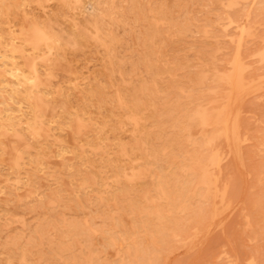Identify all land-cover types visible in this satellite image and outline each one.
<instances>
[{"label": "rangeland", "instance_id": "rangeland-1", "mask_svg": "<svg viewBox=\"0 0 264 264\" xmlns=\"http://www.w3.org/2000/svg\"><path fill=\"white\" fill-rule=\"evenodd\" d=\"M183 1V5L186 3L184 5L186 6L185 11H182L184 6L180 7L179 10L178 4L181 6L182 3L177 0H0V43L2 44V47L0 44V57L2 56L0 64H15L28 72V78H32L23 84H17L20 87V89L16 88L18 91L24 88V93L22 92L23 94L20 95L13 88L15 85L4 82L6 77L16 82L10 72L5 74V78L0 76V112H2L0 120L6 119L7 116L23 119L16 127L20 130L19 137L6 138L0 134V264H137L138 261L146 259L145 257L152 258V264H224V262L225 264H264V230H262L264 229V216H262L264 213V200L262 198L264 197H261V193L264 196V179H262L264 178V160H261L264 159V150L260 148H264V76L262 77L264 71L260 74L262 78L258 79L259 74H256L255 69L260 68L257 70L260 73L262 67L264 70V66H262L264 65V45L259 42V40H264V36H261L264 35L262 34V31L264 33V19H262L264 9L260 7L264 6V0H254V2L258 1V3L256 2L257 5L252 4L253 0H211L212 2L207 0L210 1V5L204 0L197 1L200 5L194 3L193 0ZM160 2L163 5L162 9L164 8L163 12ZM187 2H190V5ZM205 3L209 5L207 6L208 11H206ZM5 4L8 6L5 7ZM172 4L173 7L174 4L176 8L178 6V11L172 7ZM245 5H247L246 10L244 9ZM166 7L170 9L166 11ZM199 7L203 11L205 9L207 13L204 11L203 14ZM250 7L255 12H250L252 11ZM195 8L197 10L199 8L200 11H195ZM235 8L238 10H234ZM174 10L177 13H173L176 15L173 18V14L170 12ZM211 10L213 15L209 13ZM226 10L228 12L233 10L231 13L233 16L228 14ZM179 11L180 14L187 11V14L180 16ZM219 11L223 13L221 18ZM165 12L166 15L169 12V16L167 15L170 18L167 20L168 23ZM235 12L243 15L239 14L236 19L237 14L235 15ZM249 12L250 15H255V18L249 17ZM257 12L258 17H256ZM156 13H164V15L160 14L159 17L163 16L165 21L163 18L162 20L157 19ZM189 14H191L190 17ZM177 16H179V20L185 16V19H191L190 21L180 20L184 24L180 27L181 22L179 21L178 26H176L178 23L176 21ZM152 17H156L154 20H159L162 26L164 23L167 28H161L160 25L154 24ZM231 17L236 20L234 21ZM192 19L193 21H191ZM203 19L213 23L209 25ZM194 20L197 22L194 23ZM248 20L249 22L253 20L255 26ZM150 21L154 23H149ZM157 21L156 23L159 24ZM192 23L197 26L193 27ZM201 23L203 25L206 23L207 26L204 25L203 27ZM25 24L31 25L29 28L31 33ZM169 24L170 27L174 25L173 29H169ZM189 24H191L190 27H188ZM201 25L203 29L208 27L209 31L202 30ZM43 26H45V30H43ZM175 26L178 27L179 34L174 28ZM185 26L188 29L192 27V30L186 29ZM210 26L214 28L211 30ZM255 27L261 28L255 30ZM38 28H41V32L46 33L45 35L48 33V36L34 40L36 37L34 35L32 37L31 34L33 30ZM163 28L165 31H160ZM184 28L186 31L181 33L180 30ZM226 28L231 32L233 31L232 34H227L230 31H227ZM168 29L175 31H172L173 34H171ZM215 29L217 32L221 30L223 33L221 31V34L215 33ZM23 31L29 34L22 35L21 32ZM200 31L205 33H203L204 37L206 35L207 37L204 38ZM249 31L253 33L250 34L252 37H248ZM212 33L214 34L213 37L216 36L217 39L214 38L215 40H213ZM235 33H237V37H235ZM239 34L242 37L243 35L246 36L248 42L252 41L250 38L254 39L257 34L261 37L257 36L255 41L258 42L254 44L252 41L253 43L250 42V44ZM164 35L169 38L164 39ZM170 36L173 38L170 39ZM21 37L23 40L29 38L26 40L31 43V45L27 43L29 50H32L31 52L27 49V41H22ZM49 38L52 39V42L50 39L47 44ZM234 38H236L235 44ZM16 39L18 40L16 41ZM204 39L211 43L209 44L207 41L209 45L205 44ZM222 40L226 45L229 44L231 49L228 48V45L225 46ZM231 40L236 45V49L231 46ZM243 40L245 44H242ZM11 41L17 43H11ZM31 41H36V44L33 43L32 45ZM18 42L20 43L18 44ZM39 42L41 44H38ZM218 43L221 44V48H218L220 47L217 46ZM12 44L15 45V48ZM37 44L38 46H35ZM46 44L49 47H46ZM252 44L253 46H251ZM241 45L246 47L248 53L251 50V53L248 54ZM240 46L245 51H242L244 56L241 55V52H237ZM256 46V49L261 46L262 49L256 50ZM32 47H35L36 51L34 48L31 49ZM46 49H48V53H46ZM228 49L230 51L235 49L237 53L235 50L229 52ZM25 51L28 52V55ZM239 51L241 50L239 49ZM14 52L15 54H13ZM37 52L42 53V55ZM52 53L55 57L52 56ZM56 56L58 61L55 59ZM227 56H230L229 59ZM251 56L253 58L250 59ZM8 57L9 59H7ZM39 57L42 61L38 60ZM224 57H227L228 61H224L227 60ZM240 57L245 59L242 60ZM246 57H249L255 64L250 63ZM219 58L224 59H221L222 67L226 63L228 66H232H227L230 70L226 67L222 68L224 71L230 72L232 70L230 72L232 78H230L231 74L228 71L221 70V62L218 63L221 61ZM24 59H26L25 63ZM27 59L30 62H26ZM234 59L239 61L236 62ZM257 59L258 61H256ZM36 60L41 61V63L36 62ZM46 61H48V65ZM29 65L36 66L37 77L28 71ZM252 65H261L262 67H253ZM252 67L254 70H251ZM7 69H10V66ZM249 69L252 72L247 71ZM205 72L207 73L206 76ZM248 72L251 75L248 74V76L246 74ZM45 76L46 80H44ZM247 76L250 79H246ZM252 76L255 78H251ZM235 77L240 80L235 79ZM244 79H246V84L242 82ZM236 80L240 82L235 83ZM248 80H251V84H248L250 83ZM252 80L254 81L252 82ZM51 81L52 83H50ZM152 82L154 83L152 84ZM225 82H228L229 87ZM41 83L46 84V86L43 87ZM220 83L221 86L226 84L229 90H227L226 85H224V90L223 86L215 87ZM236 85L239 86L237 91ZM58 89L61 92H58ZM216 91L220 92L216 93ZM221 92L224 94L221 95ZM202 93L208 96H204ZM235 93H240V97L237 94L236 99ZM219 96L224 97L223 99L228 98V96L230 98L228 101H222ZM29 97L32 100L36 99L41 107H34V102ZM171 98L172 101H170ZM215 98L217 101H226L229 105L227 106L228 111L230 110L227 113L229 119L225 117L224 120L226 124L223 123L224 121L218 123L217 126L216 123L213 124L215 122L214 111L211 108L217 104V101L213 100ZM243 98L246 100L243 101ZM61 107L66 108V111ZM58 109L61 111L59 112ZM208 110L210 111L207 112ZM235 113L237 114L236 120L234 119ZM87 120L88 123H86ZM219 124L220 126H218ZM223 124H225V128H222ZM33 128L38 130L37 134ZM242 137L243 141H240ZM205 139H207L208 144L204 142ZM47 140L50 141L47 142ZM55 140L58 142L57 144H54L56 143ZM40 142L47 145H38ZM51 142L57 145V150L53 144L51 146ZM42 146L46 148L44 149L47 152L42 149ZM242 147L244 150L241 149ZM81 148L83 152L80 151ZM224 150L226 151L225 154L223 153ZM118 151H122V153ZM214 151L217 153L215 154ZM218 153L220 154L218 155ZM243 158L245 159L242 162L245 164L240 160ZM248 158L249 162L246 160ZM216 159H219L218 163ZM211 160L212 162L214 160L215 163H212ZM223 161L224 163H221ZM231 161L234 165L231 164ZM247 162L248 165H246ZM250 164L253 168L255 167V170L252 167L253 170L249 168ZM229 165H233V168ZM231 171L239 174V178L237 174H233L234 178ZM219 172L220 176H218ZM128 177H131L130 180ZM237 179L240 182H235ZM207 183L212 185L209 186ZM261 184H263V188H261ZM258 187L260 188L258 189ZM216 191L220 196L217 195ZM121 195L123 197H120ZM212 195L217 198L212 197ZM251 195H254V198ZM102 199L104 200L102 201ZM252 200L254 201L252 202ZM262 200L263 204L261 203ZM218 203L219 205H217ZM249 203L252 206L251 210L248 209ZM221 204L222 208L227 209L223 210L224 212L220 215ZM43 207L47 210H44ZM78 207L80 208L78 209ZM261 208L263 209L261 210ZM218 209L219 214L215 215L216 212L214 211ZM248 210L250 213L247 212ZM63 211L65 212L63 213ZM88 211L93 215L90 216ZM210 211L212 212L211 215ZM261 211L262 214H260ZM44 213L45 216L47 215L46 217ZM78 213L79 215H77ZM248 213L249 215H247ZM253 213L257 216L260 214L259 216L262 218L256 217ZM249 216H252L250 220ZM253 218L255 221L251 220ZM255 218H258V221ZM259 219H263L262 223ZM256 221L257 223H255ZM254 226H258V231ZM195 227L200 230L197 232ZM242 231L243 233H241ZM171 232L173 233L171 234ZM193 233H197L196 237ZM192 234L193 236H191ZM154 238L155 241L152 240ZM247 238L250 239V242ZM184 240L186 241L184 242ZM246 260L250 263L245 262Z\"/></svg>", "mask_w": 264, "mask_h": 264}, {"label": "bare ground", "instance_id": "bare-ground-1", "mask_svg": "<svg viewBox=\"0 0 264 264\" xmlns=\"http://www.w3.org/2000/svg\"><path fill=\"white\" fill-rule=\"evenodd\" d=\"M62 1H63V0H62ZM174 1H176V0H174ZM177 1H180V2L182 3L181 6L178 4V6H179V10H180V7L182 8V6L186 5V3L183 5V2H184L183 0H182V1H181V0H177ZM186 1H188V0H186ZM190 1H191V0H190ZM193 1H194V3H197L198 0H196V2H195V0H193ZM193 1L191 2L192 4H193ZM201 1H202V0H201ZM201 1H200V2H201ZM204 1H207V0H204ZM210 1H211V0H210ZM210 1H207V2H208L207 4H209ZM212 1H213V0H212ZM212 1H211V2H212ZM258 1H259V0H258ZM258 1H256V2L258 3ZM260 1H261V0H260ZM161 2H162V1H161ZM161 2H160V5H161V9H162L163 5H162ZM232 2H233V1H232ZM251 2H252V1H251ZM256 2H254V0H253V3H252V4L255 3V5H257ZM263 2H264V1H263ZM263 2H262V3H263ZM173 3H174V2H173ZM175 3H176V2H175ZM177 3H178V2H177ZM187 3H189V5H190V2H187ZM198 3H199V2H198ZM198 3H197V4H198ZM201 3H202V2H201ZM222 3H223V2H222ZM249 3H250V1H249ZM7 4H8V3H7ZM16 4H17V2H16ZM197 4H195V5H197ZM205 4H206V3H205ZM207 4H206V7L204 6L206 9H207V6L210 5V4H209V5H207ZM245 4H246V3H245ZM252 4H251V5H252ZM263 4H264V3H263ZM189 5H187V6H189ZM199 5H200V3H199ZM203 5H204V4H203ZM243 5H244V4H243ZM247 5H248V4H247ZM247 5H245L244 9L246 8ZM258 5H260V4H258ZM7 6H8V5H7ZM7 6H6V4H5V7H7ZM176 6H177V4H176ZM178 6H177V8H178ZM192 6H193V5H192ZM253 6H254V5H253ZM253 6H252V8H253ZM5 7H4V8H5ZM158 7H159V6H158ZM164 7H165V6H164ZM172 7H173V4H172ZM174 7H175V4H174ZM174 7H173V8H174ZM185 7H186V6H184V8H182V11H185V10H184ZM194 7H195V6H194ZM201 7H203V6H201ZM201 7H199V8H201ZM204 7H203V8H204ZM238 7H239V6H238ZM238 7H237V8H238ZM241 7H242V6H241ZM254 7H255V6H254ZM260 7H261V9H262V7H263V9H264V6H263V5L260 6ZM173 8H171V9H173ZM177 8L175 7V10H177ZM190 8H191V7H190ZM199 8H198V10L195 8L196 10H195V9H194V10H195V11H200ZM237 8H235L234 10H238ZM250 8H251V7H250ZM252 8H251V9H252ZM255 8H256V7H255ZM255 8H253V9H255ZM5 9H6V8H5ZM159 9H160V7L158 8V10H159ZM169 9H170V8H167V7H166L165 10L168 11ZM187 9H189V7H187ZM187 9H186V10H187ZM201 9H202V8H201ZM220 9H221V8H220ZM247 9H248V7H247ZM253 9H252V11H250V12L253 13V11H254ZM7 10H8V9H7ZM158 10H157V12H158ZM163 10H164V8L162 9V12H163ZM175 10H174L173 12L171 11L172 13L170 12V14H173V13L175 14V13H177L178 10H177L176 12H175ZM189 10H190V9H189ZM209 10H210V8H209ZM221 10H222V9H221ZM239 10H241V9L239 8ZM242 10H243V9H242ZM245 10H246V9H245ZM245 10H243V11H245ZM257 10H259V9H257ZM202 11H203V9H202ZM204 11H205V9H204ZM204 11H203V14H204ZM206 11H208V9H207ZM206 11H205V12H206ZM226 11H227V10H226ZM226 11H225V12H226ZM243 11H242V13H243ZM260 11H261V10H260ZM260 11H259V12H260ZM159 12H160V10H159ZM189 12H190V11H189ZM212 12H213V11L211 10V12H209V13L212 14ZM222 12H223V11H222ZM227 12H228V11H227ZM237 12H238V11H237ZM237 12H235L234 14L236 15ZM250 12H249V17H253V18H255V15H254V16L250 15ZM254 12H255V11H254ZM168 13H169V12H168ZM168 13H167V15L169 16ZM181 13H182V12H181ZM193 13H195V12H193ZM206 13H207V12H206ZM209 13H208V14H209ZM219 13H221V12L219 11ZM219 13H217V14H219ZM229 13H230V14L233 13V10H232L231 12H228V14H229ZM252 13H251V14H252ZM156 14H157V13H156ZM160 14H161V13L157 14V15H158V16H157V19L162 20L163 16H162V17L160 16V17H161V19H160V17H159ZM174 14H173V18H174V16H176V15H174ZM179 14H180V11H179ZM182 14H183V15H184V14H187V11H186L185 13H182ZM182 14H180V16H181ZM195 14H196V13H195ZM197 14H198V12H197ZM199 14H200V13H199ZM214 14H215V13H214ZM222 14H223V13L220 14V15H221L220 18L223 17ZM239 14H240V15H243V14H241V13H239ZM239 14L236 15V17H235L236 19H237V17H238ZM257 14H258V12L256 13V15H257ZM161 15H164V13L161 14ZM165 15H166V12H165ZM167 15H166V17H165V18H166V21H167L168 18H169ZM190 15H191V14H189V17H190ZM192 15H193V14H192ZM206 15H207V14H206ZM212 15H213V14H212ZM212 15H208V16L211 17ZM231 15H232V14H231ZM231 15H230V16H231ZM235 15H234V16H235ZM259 15H260V13H259ZM186 16H187V15H186ZM186 16H185V17H186ZM204 16H205V15H204ZM218 16H219V15H218ZM218 16H217V17H218ZM232 16H233V15H232ZM158 17H159V18H158ZM171 17H172V16H171ZM177 17H178V19H176V21H177V22H178V21L181 22V24H180L181 26H180V27H182V24H183L182 21H183V20H189V21H190V19H191V18H190V19H189V18L185 19V17H184L183 19H180V20H182V21H180V20H179V16H177ZM195 17H196V16H195ZM213 17H214V16H213ZM215 17H216V16H215ZM217 17H216V18H217ZM249 17H248V19H249ZM256 17H258V15H257ZM262 17H263V16H262ZM152 18H153V17H152ZM155 18H156V17H155ZM155 18H153V21H154L155 23H154L153 21H152V22H153L154 24H156V25H160V21H159V20H158V21H157V20H154ZM165 18H163V19H164L163 21H165ZM192 18H193V17H192ZM196 18H197V17H196ZM196 18H194V19H196ZM198 18H199V15H198ZM198 18H197V19H198ZM231 18H233V17H231ZM235 18H233L234 21L236 20ZM253 18H251V19H253ZM169 19H170V18H169ZM205 19H206V18H205ZM214 19H215V18H214ZM214 19H213V20H214ZM259 19H260V17H259ZM262 19H264V17H263ZM203 20H204V19H203ZM241 20H242V19H241ZM249 20H250V19H249ZM249 20H248V22H249ZM253 20H254V19H253ZM253 20H252V22L250 21L249 23H251L252 25L254 24V26H255V23H253ZM156 21L159 22V24L156 23ZM169 21H171V20H169ZM191 21H193V19H192ZM194 21H195L194 23L197 22L196 20H194ZM208 21H210V20H208ZM208 21L204 20V22L208 23L209 25H210L211 23H213L212 21H211V23H209ZM221 21H222V20H221ZM237 21H238V20H237ZM255 21H256V19H255ZM255 21H254V22H255ZM152 22L150 21L149 23H152ZM172 22H173V20H172ZM174 22H175V20H174ZM179 22L177 23L176 26H178ZM238 22H239V21H238ZM241 22H244V21H241ZM241 22H240V23H241ZM256 22L259 23V21H256ZM27 23H28V22H27ZM34 23H35V22H34ZM167 23H168V21H167ZM167 23H166V24H167ZM175 23H176V22H175ZM185 23L187 24V21H186ZM194 23H192V24L194 25ZM206 23H204L205 26H207ZM244 23H245V22H244ZM244 23H243V24H244ZM258 23H256V24H258ZM30 24H31V23H30ZM35 24H36V23H35ZM171 24H172V23H171ZM173 24H174V23H173ZM198 24L200 25V22H199ZM201 24H202V23H201ZM222 24H223V23H222ZM236 24H237V23H236ZM262 24H263V23H262ZM25 25H26V24H25ZM28 25H29V24H28ZM28 25H26V26H28ZM31 25H32V24H31ZM31 25H30V26H31ZM38 25H39V24H38ZM167 25H168V24H167ZM183 25H184V24H183ZM195 25H196V24H195ZM195 25H194L193 27H195ZM202 25H203V24H202ZM202 25H201V27H202ZM204 25H203V27H204ZM209 25H208V26H209ZM248 25H249V24H248ZM258 25H259V24H258ZM260 25H261V24H260ZM30 26H28V28L26 27L27 30L30 28ZM40 26H41V25H40ZM160 26H161V28H162V27H164L165 29L167 28V27L164 25V23H163V26H162V24H161ZM160 26H159V27H160ZM173 26H174V25H173ZM173 26H171V27H172V28H171V27H170V24H169V27H170L169 29H173ZM176 26H175L174 28H176ZM190 26H191V24L188 25V27H190ZM196 26H197V25H196ZM212 26H213V25H212ZM32 27H33V26H32ZM34 27L36 28V25H35ZM44 27H45V26H43V30H45ZM151 27H153V26L151 25ZM155 27H156V26H155ZM185 27H186V26H185ZM188 27H186V29H188ZM203 27H202V30H204V29H205V30H208V27H206L207 29H206V28L203 29ZM239 27H240V26H239ZM243 27H245V26H243ZM246 27H247V26H246ZM251 27H252V26H251ZM164 28L161 29L160 31H162V30L165 31ZM177 28H178V27H177ZM177 28H176V31L179 30V29L177 30ZM191 28H192V27H191ZM191 28H189V29H191ZM196 28H197V27H196ZM196 28H195V29H196ZM210 28H211V26H210ZM212 28H214V27H212ZM212 28H211V30H212ZM228 28H229V27H228ZM228 28H226L227 31H230V30H228ZM253 28H254V27H253ZM256 28L260 29L261 27H260V28H259V27H255V30H256ZM32 29H33V28H32ZM38 29H39V28H38ZM38 29L32 31V34H31L32 37H33V35L36 37V38H34V40H35V39L46 38L45 36H48V33H47V35H45L46 33L44 34L43 32H41V31H42L41 28H40L39 30H38ZM149 29H150V24H149ZM159 29H160V28H159ZM169 29H168V30H169ZM189 29H188V30H189ZM198 29H199V28H198ZM250 29H251V28H250ZM30 30H31V29H29V33H31ZM151 30H153V29H151ZM184 30H185V28H184V29H181V30H180L181 33H183L182 31H184ZM191 30H192V29H191ZM199 30H200V29H199ZM202 30H201V31H202ZM205 30H204V31H205ZM239 30H240V29H239ZM252 30L254 31V29H252ZM252 30H250V31H252ZM263 30H264V29H263ZM24 31H25V29H24ZM24 31H23V32H24ZM166 31H167V30H166ZM169 31L171 32V34H173L172 31H175V30H169ZM185 31H186V30H185ZM201 31H200V32H201ZM208 31H209V30H208ZM214 31H215V33H220L221 30H220L219 32H217V29H215ZM227 31H226V32H227ZM241 31H242V30H241ZM250 31H249V33H247V35L249 34L248 37H252V35L250 36V34H251L253 31H252L251 33H250ZM258 31H259V30H258ZM23 32H21L22 35H23V34H24V35H25V34H29L28 32H27V33H25V32L23 33ZM167 32H168V31H167ZM206 32H207V31H206ZM210 32H211V31H210ZM221 32H222V31H221ZM226 32H225V33H226ZM232 32H233V31H232ZM232 32H231V31H230L229 33L227 32V34L230 35V33L232 34ZM239 32H240V31H239ZM254 32H255V31H254ZM254 32H253V33H254ZM174 33H175V32H174ZM179 33H180V32L178 31L177 34H179ZM201 33H202V32H201ZM203 33H204V32H203ZM203 33H202V35H203ZM207 33H208V32H207ZM222 33H223V32H222ZM237 33H238V31H237ZM237 33H235V35H236L235 37H237ZM253 33H252V34H253ZM257 33H259V32H257ZM162 34H163V33H162ZM164 34H166V33H164ZM204 34H205V33H204ZM212 34H213V33H212ZM212 34H211V35H212ZM220 34H221V33H220ZM260 34H261V32H260ZM262 34H264L263 31H262ZM211 35H210V36H211ZM215 35H216V34H215ZM218 35H219V34H218ZM218 35H217V37H218ZM239 35H240V34H239ZM254 35H255V34H254ZM254 35H253V36H254ZM29 36H30V35H29ZM50 36H51V35H50ZM164 36H165V35H164ZM168 36H169V34H168ZM174 36H175V35H174ZM213 36H214V34L212 35V37H213ZM231 36H232V35H231ZM240 36H241V35H240ZM257 36H258V34H257ZM257 36H256V37H257ZM261 36H264V35H261ZM261 36H258V37H261ZM15 37H16V36H15ZM162 37H163V35H162ZM203 37H204V35H203ZM206 37H207V35H206ZM206 37H204V38H206ZM215 37H216V36H215ZM215 37H213V40L217 39V38H215ZM219 37H221V36L219 35ZM219 37H218V38H219ZM243 37H244L245 39L247 38V37L244 36V35H243ZM243 37L241 36V38H243ZM256 37H254V39H253V38H250V39H252V41L254 42V44H255V42H258V41H255V40L257 39ZM21 38H22L21 40L24 41V42H26V41L29 39L28 37H27V38H24V40H23V37H21ZM51 38H53V37H51ZM51 38L47 39V44H48V41H50ZM55 38H56V37H54L53 39H55ZM165 38H167V37L165 36L164 39H165ZM168 38H169V37H168ZM168 38H167V39H168ZM171 38H173V36H170V39H171ZM208 38H209V35H208ZM214 38H215V39H214ZM230 38H231V37H230ZM230 38H229V40H230ZM26 39H27V40H26ZM174 39H175V38H174ZM219 39H220V38H219ZM234 39H235V42H234V44H235V43H236V38H234ZM238 39H239V38H238ZM238 39H237V42H238ZM248 39H249V38H248ZM259 39H261V38H259ZM259 39H258V40H259ZM17 40H18V39H16V41H17ZM25 40H26V41H25ZM30 40H31V38H30ZM232 40H233V37H232ZM232 40H231V42H232ZM262 40H263V39H262ZM262 40H259V42L262 43V44L264 45V43H263L264 40H263V41H262ZM1 41H3V40H1ZM14 41H15V38H14ZM19 41H20V40H19ZM44 41H46V40H44ZM53 41H54V40H53ZM204 41H206V39H204ZM207 41H208L209 44L211 43L209 40H207ZM207 41L205 42V44H208ZM216 41H217V40H216ZM216 41H214V42L216 43ZM220 41H221V39H220ZM222 41H223L222 43H224V40H222ZM239 41H240V40H239ZM243 41H244V40H243ZM243 41H242V44H243V43L245 44V41H244V42H243ZM248 41H249V40H248ZM248 41H247V39H246V42H247V43L252 42V41H250V42H248ZM261 41H262V42H261ZM12 42H13V41H11V43H12ZM28 42H30V41H27L26 44H27ZM31 42H32V41H31ZM37 42H38V40H37ZM41 42H42V41H41ZM51 42H52V39H51ZM57 42H58V41H57ZM162 42H163V41H162ZM173 42H174V41H173ZM226 42H227V41H226ZM231 42H230V43H231ZM253 42H252V43H253ZM2 43H3V42H2ZM4 43H5V42H4ZM13 43L16 44L17 42H13ZM19 43H20V42H18V44H19ZM33 43L36 44V41H35V42L33 41V42H32V45H33ZM53 43H54V42H53ZM163 43H164V42H163ZM219 43H221V42H219ZM219 43H218V44H219ZM222 43H221V44H222ZM228 43H229V42H228ZM239 43H240V42H239ZM0 44H1V43H0ZM8 44H9V43H8ZM18 44H17V45H18ZM22 44H23V43H22ZM28 44L31 45V43H28ZM28 44H27V47H28ZM38 44H41V43L39 42ZM38 44L35 45V46H38ZM44 44H45V43H44ZM47 44H46V47H49V46H47ZM209 44H208V45H209ZM221 44L217 45V46H220V47H218V48H221ZM224 44H225V43H224ZM234 44H233V42H232V45H231V46H234V48H235L236 45H234ZM240 44H241V43H240ZM250 44H251V43H250ZM262 44H261V45H262ZM12 45H14V44H12ZM17 45H16V46H17ZM51 45H53V44L51 43ZM61 45H62V44H61ZM61 45H60V46H61ZM227 45H228V48H229V47H230L229 44H227ZM227 45L225 44V46H227ZM246 45H247V44H246ZM257 45H258V44H257ZM263 45H262V46H263ZM40 46L43 47V45H40ZM225 46H224V49L226 48ZM238 46H239V45H238ZM238 46H237V47H238ZM241 46H242V45H241ZM241 46L237 49V52H241V53H242L241 55L244 56V54H243V52H242V51H244V50L241 49ZM247 46H249V45H247ZM251 46H253V44H252ZM251 46H250V48H251ZM254 46H255V45H254ZM259 46H260V44H259ZM262 46H261V47H262ZM1 47H2V44H1ZM12 47H13V46H12ZM20 47H23V45H22V46L20 45ZM30 47H31V46H30ZM42 47H40V48L42 49ZM51 47H52V46H51ZM261 47H259V48H261ZM13 48H15V45H14ZM13 48H12V49H13ZM33 48H34V51H36L35 47H32L31 49H33ZM44 48H45V47H44ZM242 48H245V51H246V47H243V46H242ZM250 48H248V49H250ZM256 48H257V46L255 47V49H256ZM259 48H258V49H259ZM21 49H22V48H21ZM27 49L29 50V47H28ZM27 49H26V50H27ZM49 49H52V48H49ZM230 49H231V47H230ZM232 49H233V48H232ZM235 49H236V48H235ZM235 49H234V50H235ZM239 49H240L241 51H239ZM248 49H247V50H248ZM258 49H256V50H258ZM261 49H262V48H261ZM10 50H11V49H10ZM24 50H25V46H24ZM28 50H27V51H28ZM38 50H39V48H38ZM42 50H44V49H42ZM42 50H41V51H42ZM47 50H48V49L45 50L46 53H48ZM228 50H229V49H228ZM228 50H227V51H228ZM234 50H233V51H232V50H231V51L229 50V52H234ZM263 50H264V48H263ZM29 51L31 52L32 50H29ZM34 51H33V53H34ZM245 51H244V52H245ZM249 51H250V53H251V50H249ZM252 51H254L253 48H252ZM25 52H26V51H25ZM30 52H29V53H30ZM50 52H51V51H50ZM50 52H49V53H50ZM235 52H236V50H235ZM237 52H236V53H237ZM246 52H247V51H246ZM4 53H5V52H4ZM16 53H17V52H16ZM19 53H20V51H19ZM26 53H27V55H28V52H26ZM37 53H39V52H37ZM37 53H35V54H37ZM42 53H43V51H42ZM42 53H39V54L42 55ZM46 53H45V54H46ZM226 53L229 55L228 52H226ZM226 53H225V56H226ZM236 53H235V54H236ZM247 53H248V52H247ZM250 53H248V54H250ZM13 54H15V52H14ZM239 54H240V53H239ZM239 54H238V55H239ZM1 55H3V54L1 53ZM19 55H20V54H19ZM27 55H26V56H27ZM33 55H34V54H33ZM41 55H40V56H41ZM53 55H54V54L52 53V56H53ZM230 55H231V54H230ZM232 55H233V53H232ZM8 56H9V55H8ZM29 56H30V55H29ZM235 56H236V55H235ZM235 56H234V57H235ZM239 56H240V55H239ZM245 56H248V55L245 54ZM1 57H2V56H1ZM1 57H0V58H1ZM35 57H36V56H35ZM53 57H55V56H53ZM227 57H228V59H229L230 56H227ZM227 57H224V58L227 59ZM231 57H233V56H231ZM254 57H255V56H254ZM10 58H11V57H10ZM39 58H40V59H38V60H41V57H39ZM49 58H51V57H49ZM240 58H242V60H243L244 57H240ZM240 58H239V59H240ZM246 58H247V57H246ZM251 58H253V57L251 56L250 59H251ZM3 59L5 60V58H3ZM7 59H9V57H8ZM36 59H37V58H36ZM55 59H57L56 61H58L57 56H56ZM219 59H220V60H221V59L224 60L223 58H219ZM219 59H217V60H219ZM228 59H227V60H224V61H228ZM244 59H245V58H244ZM247 59H249V57H248ZM250 59H249V62H250V63H253V61L250 60ZM255 59H256V58H255ZM4 60H2V61H4ZM10 60H11V59H10ZM22 60H23V59H22ZM25 60H26V59H24V63H25ZM222 60H221V61H218V63L221 62L220 65L223 64V63H222ZM234 60H235V59H234ZM253 60H254V59H253ZM2 61H1V62H2ZM12 61H15V60L12 59ZM12 61H11V62H12ZM28 61H29V60L27 59L26 62H28ZM41 61H42V60H41ZM41 61H37V60H36V62H40V63H41ZM49 61H50V60H49ZM51 61H52V59H51ZM56 61H55V62H56ZM59 61H60V60H59ZM235 61L238 62L239 60H235ZM244 61H245V60H244ZM251 61H252V62H251ZM256 61H258V59H257ZM15 62H16V61H15ZM29 62H30V61H29ZM46 62H47V65H48V61H46ZM233 62H234V61H233ZM233 62H232V63H233ZM245 62H246V61H245ZM249 62H248V60H247V63H249ZM254 62H255V61H254ZM12 63H13V62H12ZM234 63H235V62H234ZM234 63H233V64H234ZM243 63H244V62H243ZM258 63H259V62H258ZM32 64H34V63H32ZM227 64H228V63L225 64L226 66H225V65L223 66V67H226V69H228V68H227V66H228ZM244 64H245V63H244ZM253 64H255V63H253ZM35 65H36V64H35ZM35 65H29L28 71H30L31 73L34 74L35 77H37V75H36L37 72H36V68H35L36 66H35ZM42 65H43V64H42ZM235 65H236V64H235ZM248 65H249V64H248ZM250 65H251V64H250ZM261 65H262V64H261ZM261 65H259V66H256V65H255V66H256V67H260ZM9 66H10V69H7V67H9ZM19 66H20V65H19ZM25 66H26V64H25ZM27 66H28V65H27ZM50 66H51V65H50ZM52 66H53V65H52ZM52 66H51V67H52ZM54 66H56V65H54ZM229 66H231V65H229ZM229 66H228V67H229ZM246 66H247V65H246ZM252 66L255 67L254 65H252ZM262 66H264V65H262ZM262 66H261V67H262ZM223 67H222V65H221V70L224 69ZM231 67H232V66H231ZM231 67H230V68H231ZM233 67H234V66H233ZM253 67H252L251 70H254ZM24 68H25V67H24ZM222 68H223V69H222ZM232 69H233V68H232ZM255 69H256V74H259V75L262 74V71H264V70H262L263 67H262V69H261V73H260L259 71H257V70L260 69V68H258V69L255 68ZM217 70H218V69H217ZM221 70H220V71H221ZM228 70H230V69H228ZM228 70H225V71H228ZM251 70L249 69V70H247V71H251ZM218 71H219V70H218ZM218 71H217V72H218ZM223 71H224V70H223ZM223 71H222V73L225 72V71H224V72H223ZM231 71H232V70H231ZM231 71H230V72H231ZM247 71H245V72H247ZM7 72H10V73H11L12 77L15 79L16 82H14L13 79H10V78H8V77L5 76V74H6ZM48 72H49V71H48ZM215 72H216V71H215ZM230 72L228 71V73H230ZM245 72H244V73H245ZM251 72H252V71H251ZM251 72H250V73H251ZM254 72H255V71H254ZM257 72H259V73H257ZM27 73H28V72H26V70H22V69H20V67L16 66L15 64H9V63H1V64H0V76H3L4 78L6 77V78L4 79L5 84L12 83L13 85H15V87H13V88H15V89H16V88H19V89H20V87H19L18 85H19V84H23V83L27 82V81L30 79V78L27 77V75H28ZM205 73H206V72H205ZM222 73H221V74H222ZM244 73H243V74H244ZM8 74H9V73H8ZM39 74H40V73H39ZM230 74H231V73H230ZM230 74H229V75H230ZM243 74H242V75H243ZM246 74L248 75L249 72L246 73ZM246 74H244V76H246ZM256 74H255V75H256ZM263 74H264V73H263ZM263 74H262V77L264 76ZM43 75H45V74H43ZM206 75H207V73L205 74V76H206ZM239 75H241V74H239ZM249 75H251V74H249ZM249 75H248V76H249ZM259 75H258V79L262 78L261 75H260V76H259ZM34 76H33V77H34ZM51 76H53V75H51ZM203 76H204V75H203ZM233 76H234V75H233ZM235 76H236V75H235ZM244 76H243V78H245ZM248 76L246 77V79L249 78ZM31 77H32V76H31ZM47 77H48V76H47ZM49 77H50V76H49ZM226 77H227V76H226ZM238 77H241V76H238ZM238 77H235V79H239ZM230 78H232V74L230 75ZM230 78H229V79H230ZM251 78L254 79L255 77L252 76ZM31 79H32V78H31ZM31 79H30V80H31ZM35 79H36V78H35ZM35 79H33V80H35ZM48 79H50V78H48ZM51 79H52V78H51ZM205 79H206V78H205ZM205 79H204V80H205ZM229 79H228V80H229ZM246 79H244V81H242L244 84H246V83H245ZM249 79H250V78H249ZM42 80H43V79H42ZM44 80H46V76H45V79H44ZM199 80H200V79H199ZM232 80H233V79H232ZM239 80H240V79H239ZM239 80H236L235 83H238ZM35 81H36V80H35ZM202 81H203V80H202ZM248 81L250 82L251 80H248ZM253 81H254V80H252V82H253ZM255 81H256V80H255ZM29 82H30V81H29ZM31 82H32V81H31ZM203 82H204V81H203ZM228 82H229V81H228ZM228 82H227V83H228ZM230 82H231V80H230ZM230 82H229V83H230ZM232 82H233V81H232ZM239 82H240V81H239ZM33 83H35V82L33 81ZM36 83H37V82H36ZM46 83L49 84V82H46ZM50 83H52V81H51ZM153 83H154V82H152V84H153ZM199 83H200V81H199ZM225 83H226V82H225ZM227 83H226V84H227ZM233 83H234V82H233ZM235 83H234V84H235ZM17 84H18V85H17ZM217 84H218V83H217ZM222 84H224V83H222ZM226 84H224V85H226ZM240 84H241V83H240ZM244 84H243V85H244ZM248 84H251V82L248 83ZM24 85H25V84H24ZM34 85H35V84H34ZM41 85H43V84L41 83ZM224 85H222V86H223V90H224V87H225ZM227 85H228V87H229V84H227ZM227 85H226V88H227ZM237 85H239V84H237ZM237 85H236L237 88L234 86V87L236 88V91L238 90V87H239V86H237ZM16 86H18V87H16ZM22 86H23V85H22ZM44 86H46V84L43 85V87H44ZM152 86H153V85H152ZM208 86H209V85H208ZM211 86H212V85H211ZM213 86H215V85H213ZM218 86H221V83H220L219 85H216L215 87L218 88ZM222 86H221V87H222ZM230 86H231V85H230ZM156 87H157V86H156ZM206 87H207V86H206ZM244 87H245V86H244ZM247 87H248V85H247ZM21 88H22V87H21ZM28 88H29V87H28ZM32 88H33V87H32ZM38 88H39V87H38ZM45 88H47V87H45ZM209 88H210V86H209ZM226 88H225V89H226ZM230 88L232 89V87H230ZM2 89H3V88H2ZM47 89H48V88H47ZM205 89H206V88H205ZM219 89H221V88H219ZM242 89H243V88H242ZM242 89H241V91H242ZM252 89H253V88H252ZM11 90H12V89H11ZM23 90H24V88H23ZM23 90L21 89V91H18V90L16 89V92H17L18 94L22 95V94L24 93ZM37 90H38V89H37ZM58 90H59V89H58ZM227 90H229V88H227ZM244 90H245V89H244ZM6 91H7V90H6ZM40 91H41V90H40ZM213 91H214V90H213ZM241 91H238V92L241 93ZM246 91H247V90H246ZM22 92H23V93H22ZM30 92H31V89H30ZM58 92H61V91L59 90ZM182 92H183V91H182ZM218 92H220V91H216V93H218ZM225 92H226V91H225ZM227 92H228V91H227ZM33 93H34V92H33ZM43 93H44V92H43ZM222 93H223V92H221V95H222ZM240 93H237V94H239V97H240ZM30 94H32V93H30ZM30 94H29V95H30ZM38 94H40V93H38ZM41 94H42V93H41ZM180 94H181V93H180ZM199 94H201V93H199ZM202 94H204V93H202ZM223 94H224V93H223ZM226 94H228V93H226ZM235 94H236V93H235ZM237 94L234 95V96H236V97H235L236 99H237V96H238ZM15 95H17V94H15ZM26 95H27V94H26ZM42 95H43V94H42ZM58 95H59V94H58ZM206 95H207V94H206ZM206 95L204 94V96H206ZM219 95H220V94H219ZM48 96H49V95H48ZM202 96H203V95H202ZM207 96H208V95H207ZM223 96H224V95H223ZM225 96H226V95H225ZM241 96H242V94H241ZM9 97H10V96H9ZM18 97H19V96H18ZM31 97H32V96H31ZM31 97H29V99H31ZM57 97H58V96H57ZM57 97H56V98H57ZM59 97H60V96H59ZM213 97H214V96H213ZM213 97H212V98H213ZM215 97H217V96H215ZM247 97H248V96H247ZM43 98H44V96H43ZM45 98H46V97H45ZM60 98H62V97H60ZM219 98H221L222 101H223V100H227V101H228V98H230V96H228V98L225 97L226 99H223L224 97L222 98L221 96H219ZM62 99L64 100V98H62ZM243 99H244L243 101L246 100V98H243ZM19 100H20V99H19ZM31 100H32V99H31ZM56 100H57V99H56ZM172 100H173V99L171 98L170 101H172ZM205 100H206V99H205ZM213 100H216V101H217L216 98L213 99ZM213 100H212V101H213ZM11 101H12V100H11ZM32 101L34 102V103H33V106H34V107H39V106H40V105H39V102H38L36 99H34V100H32ZM47 101H48V99H47ZM64 101H65V100H64ZM66 101H67V100H66ZM216 101H215V103H216ZM222 101H221V100H220V101H217V104H216L214 107L211 108V110L213 109V111H214V116H213V117H214V121H215V122H213V124L216 123V126H217L218 123H222V122L225 120V117H226V118L229 117V114H228V117H227V113L230 111V110L228 111V109H227V106H229V105H228V103H227L226 101H225V102H222ZM234 101H235V100H234ZM234 101H232V102H234ZM19 102H20V101H19ZM67 102H68V101H67ZM148 102H149V101H148ZM168 102H169V101H168ZM218 102H219V103H218ZM4 103H5V105H6V102H4ZM165 103H166V102H165ZM169 103H171V102H169ZM209 103H212V102L209 101ZM243 103L245 104L246 102H243ZM8 104H9V103H8ZM65 104H66V103H65ZM68 104H69V102H68ZM190 104H191V103H190ZM234 104H235V103H234ZM69 105H70V104H69ZM169 105H170V104H169ZM169 105H168V106H169ZM0 106H1V105H0ZM2 106H3V105H2ZM6 106H7V105H6ZM40 107H41V106H40ZM19 108H20V107H19ZM61 108H63V107H61ZM145 108H146V106H145ZM229 108H230V107H229ZM1 109H2V108H1ZM63 109H64V108H63ZM65 109H66V108H65ZM65 109H64V110H65ZM151 109H152V108H151ZM226 109H227V110H226ZM17 110H19V109L17 108ZM58 110H59V109H58ZM64 110H63V111H64ZM67 110H69V109H67ZM206 110H207V109H206ZM231 110H232V109H231ZM20 111H22V110H20ZM60 111H61V110H59V112H60ZM65 111H66V110H65ZM209 111H210V110H208L207 112H209ZM236 111L238 112V110H236ZM18 112H19V111H18ZM237 112H236V113H237ZM11 113H12V112H11ZM182 113H183V112H182ZM202 113H203V112H202ZM236 113H235L234 119H235V117H236V115H237ZM0 114H2V112H0ZM13 114L15 115L16 113H13ZM18 114H19V113H18ZM57 114H58V113H57ZM61 114H64V113L61 112ZM133 114H134V113H133ZM184 114H185V113H184ZM203 114H204V113H203ZM203 114H202V115H203ZM204 115H205V114H204ZM3 117H4V116H3ZM76 117H78V116H76ZM76 117H75V118H76ZM131 117H132V116H131ZM133 117H134V116H133ZM133 117H132V118H133ZM205 117H206V116H205ZM20 118H21V117L18 118V117H15V116H14V117L7 116L6 119H4V120L1 119V120H0V128H1V132H0V134L3 135V136L6 137V138H15V137H19V136H20V130H19L18 128H16V127L19 126V124L21 123V120H23V119L20 120ZM24 118H25V117H24ZM35 118L37 119V117H35ZM46 118H47V117H46ZM63 118H64V117H63ZM68 118H69V117H68ZM159 118H160V117H159ZM206 118H207V117H206ZM202 119H203V116H202ZM204 119H205V118H204ZM228 119H229V118H228ZM232 119H233V118H232ZM26 120H27V118H26ZM63 120H64V119H63ZM83 120H84V119H83ZM136 120H139V119L136 118ZM235 120H236V119H235ZM38 121H39V120H38ZM226 121H227V119H226ZM229 121H230V120H229ZM229 121H228V122H229ZM39 122H40V121H39ZM60 122H61V121H60ZM136 122H137V121H136ZM208 122H209V121H208ZM228 122H227V123H228ZM86 123H88V120H87ZM91 123H92V122H91ZM91 123H90V125H91ZM223 123L226 124L225 121H224ZM234 123H236V122H234ZM234 123H232V124L234 125ZM240 123H241V122H240ZM40 124H41V123H40ZM204 124H205V123H204ZM225 124H223V127H222V128H225V127H226V126H224ZM42 125H43V124H42ZM77 125H78V123H77ZM242 125H244L243 122H242ZM73 126H74V125H73ZM206 126H207V125H206ZM218 126H220V124H219ZM75 127H76V124H75ZM89 127H90V126L88 125V128H89ZM62 128H63V127H62ZM68 128H69V127H68ZM88 128H87V129H88ZM102 128H103V127H102ZM233 128H234V127H233ZM233 128H232V130H233ZM33 129H34L33 131H34L35 133L38 131L36 128H33ZM48 129H49V128H48ZM65 129H66V127H65ZM77 129H78V128H77ZM219 130H220V129H219ZM219 130H218V131H219ZM42 131H43V130H42ZM210 131H211V130H210ZM218 131H217V132H218ZM246 131H247V130H246ZM72 132H73V131H72ZM87 132H88V131H87ZM213 132H214V131H213ZM217 132H216V133H217ZM223 132H225V131H223ZM39 133H40V132H39ZM39 133H38V134H39ZM44 133H45V132H44ZM44 133H43V137L45 136ZM239 133H240V132H239ZM36 134H37V133H36ZM47 134H49V133H47ZM84 134H85V133H84ZM86 134H87V133H86ZM86 134H85V135H86ZM206 134H207V133H206ZM220 134H221V132H220ZM225 134H226V133H225ZM233 134H234V131H233ZM79 135H80V134H79ZM81 135H82V134H81ZM106 135H107V134H106ZM244 135H245V134H244ZM32 136H33V135H32ZM37 136H38V135H37ZM73 136H74V135H73ZM223 136H224V134H223ZM39 137H40V136H39ZM43 137H41V138H43ZM83 137H84V136H83ZM217 137H218V136H217ZM224 137H226V136H224ZM35 138H36V136H35ZM46 138H47V136L45 137V139H46ZM226 138H227V137H226ZM258 138H259V137H258ZM262 138H263V137H262ZM207 139H208V138H207ZM207 139H205L206 141L204 140V142L207 143ZM224 139H225V138H224ZM233 139H234V138H233ZM259 139H260V138H259ZM38 140H39V139H38ZM209 140H210V139H209ZM211 140H212V139H211ZM211 140H210V141H211ZM35 141H36V139H35ZM40 141H41V140H40ZM42 141H44V139H42ZM49 141H50V140H49ZM49 141L47 140V142H49ZM174 141H176V140H174ZM212 141H213V140H212ZM226 141H227V139L225 140V142H226ZM234 141H235V140H234ZM236 141H237V140H236ZM240 141H243V137H242V140H240ZM244 141H245V140H244ZM247 141H248V140H247ZM253 141H255V140H253ZM253 141H252V142H253ZM258 141H259V140H258ZM260 141H261V140H260ZM14 142H15V141H14ZM37 142H38V141H37ZM44 142H46V140H45ZM54 142H56V143H54V144H57V143H58L56 140H55ZM196 142H197V141H196ZM255 142H257V141H255ZM35 143H36V142H35ZM80 143H81V142H80ZM100 143H101V142H100ZM240 143H241V142H240ZM39 144H40V145L42 144V145H45V146L47 145L46 143L43 144V143H41V142L38 143V145H39ZM52 144H53V143L51 142V146H52ZM54 144H53V145H54ZM81 144H82V143H81ZM204 144H205V143H204ZM207 144H208V143H207ZM210 144H211V143H210ZM210 144H209V145H210ZM247 144H248V143H247ZM247 144H246V145H247ZM252 144H253V143H252ZM257 144H258V143H257ZM259 144H260V143H259ZM60 145H61V144H60ZM83 145H84V144H83ZM97 145H98V144H97ZM205 145H206V144H205ZM214 145H215V144H214ZM239 145H240V144H239ZM254 145H255V144H254ZM29 146H31V145H29ZM54 146H55V148L57 147V145H54ZM207 146H208V145H207ZM218 146H220V145H218ZM242 146H244V145H242ZM250 146H251V145H250ZM250 146H249V147H250ZM260 146H261V145H260ZM35 147H36V146H35ZM40 147H41V146H40ZM42 147H43L42 149L45 148L44 146H42ZM221 147H222V146H221ZM249 147H248V148H249ZM252 147H253V146H252ZM31 148H32V146H31ZM33 148H34V147H33ZM47 148H48V147H47ZM83 148H84V147H83ZM108 148H109V147H108ZM217 148H218V147H217ZM226 148H227V146H226ZM237 148H238V147H237ZM244 148L247 149L246 147H244ZM257 148H259L258 145H257ZM260 148H262V149L264 150L263 147H260ZM29 149H30V148H29ZM45 149H46V148H45ZM45 149H44V151H46ZM57 149H58V147L56 148V150H57ZM62 149H63V146H62ZM62 149H60V150H62ZM81 149H82V148H81ZM125 149H126V148H125ZM241 149H243V147H242ZM249 149H251V148H249ZM40 150H41V149H40ZM48 150H49V148H48ZM53 150H54V147H53ZM95 150H96V149H95ZM210 150H211V149H210ZM216 150H218V149H216ZM243 150H244V149H243ZM243 150H242V151H243ZM17 151H18V150H17ZM78 151H79V150H78ZM80 151L83 152V149L80 150ZM112 151H113V150H112ZM122 151H123V149H122ZM122 151H118V152H121V153H122ZM224 151H225V150H224ZM249 151H250V150H249ZM252 151H253V150H252ZM257 151L259 152V149H258ZM42 152H43V150H42ZM46 152H47V151H46ZM82 152H81V153H82ZM94 152H95V151H94ZM212 152H213V151H212ZM218 152H219V150H218ZM240 152H241V151H240ZM243 152H244V151H243ZM245 152H246V150H245ZM253 152H255V151H253ZM253 152H252V153H253ZM261 152H262V150H261ZM123 153H124V151H123ZM214 153H215V151H214ZM216 153H217V152H216ZM216 153H215V154H216ZM223 153L225 154L226 151L223 152ZM227 153H228V152H227ZM247 153H248V152H247ZM64 154H65V153H64ZM116 154H117V153H116ZM119 154H120V153H119ZM210 154H211V153H210ZM212 154H213V153H212ZM219 154H220V153H218V155H219ZM241 154H242V153H241ZM243 154H244V153H243ZM3 155H4V154H3ZM56 155H57V154H56ZM102 155H103V154H102ZM111 155H112V154H111ZM120 155H121V154H120ZM222 155H223V154H222ZM226 155H227V154H226ZM244 155L247 156L246 154H244ZM244 155H243V157H245ZM261 155H262V153H261ZM263 155H264V154H263ZM29 156H30V155H29ZM209 156H210V155H209ZM212 156H213V155H212ZM229 156H230V155H229ZM240 156L242 157V155H240ZM258 156H259V153H258ZM219 157H220V156H219ZM224 157H225V155L223 156V158H224ZM227 157H228V156H227ZM260 157H261V156H260ZM211 158H212V157H211ZM214 158H215V157H214ZM214 158H213V159H214ZM223 158H222V159H223ZM245 158H246V157H245ZM245 158L240 159L241 162H242V160H244ZM249 158H250V157H249ZM249 158L246 159L248 162H249ZM263 158H264V157H263ZM58 159H59V158H58ZM61 159H62V158H61ZM208 159H210V158H208ZM219 159H220V158H219ZM219 159H218V160H219ZM250 159H251V158H250ZM69 160H71V159L69 158ZM216 160H217V159H216ZM218 160H217V163H218ZM225 160H227V159H225ZM261 160L263 161L264 159H261ZM18 161H19V160H18ZM117 161H118V160H117ZM220 161H221V160H220ZM227 161H228V160H227ZM232 161H233V160H232ZM232 161H231V164L234 165V163H232ZM251 161H252V160H251ZM251 161H250V162H251ZM84 162H85V161H84ZM197 162H198V161H197ZM208 162H209V161H208ZM211 162H212V160H211ZM213 162H214V160H213ZM213 162H212V163H213ZM248 162H247L246 165L249 164ZM214 163H215V162H214ZM221 163H224V161L221 162ZM229 163H230V162H229ZM242 163H244V162H242ZM251 163H252V162H251ZM244 164H245V163H244ZM192 165H193V164H192ZM203 165H204V164H203ZM206 165H208V164H206ZM217 165H218V164H217ZM233 165H229V166L233 168ZM246 165H245V166H246ZM250 165H251V164H250ZM250 165H249V168L252 169L253 167H252V165H251V166H250ZM10 166H11V165H10ZM17 166H18V165H17ZM193 166H194V165H193ZM208 166H209V165H208ZM211 166H213V165H211ZM211 166H210V167H211ZM215 166H216V165H215ZM222 166H223V165H222ZM242 166H243V165H242ZM263 166H264V163H263ZM93 167H94V166H93ZM111 167H112V166H111ZM204 167H206V166H204ZM230 167H229V169H231ZM234 167H235V166H234ZM251 167H252V168H251ZM258 167H259V166H258ZM258 167H257V168H258ZM261 167H262V166H261ZM261 167H260V168H261ZM15 168H16V167H15ZM91 168H92V167H91ZM120 168H121V167H120ZM246 168H247V166H246ZM249 168H248V169H249ZM254 168H255V167H254ZM254 168H253V169H254ZM260 168H259V170H260ZM68 169H69V168H68ZM118 169H119V168H118ZM121 169H122V168H121ZM213 169H214V168H213ZM250 169H249V170H250ZM253 169H252V170H253ZM262 169H263V168H262ZM189 170H190V168H189ZM210 170H211V169H210ZM234 170H235V169H234ZM246 170H247V169H246ZM254 170H255V169H254ZM259 170H258V172H259ZM35 171H36V170H35ZM181 171H182V170H181ZM250 171H251V170H250ZM256 171H257V170H256ZM96 172H97V171H96ZM137 172H138V171H137ZM213 172H214V170H213ZM216 172H217V170H216ZM223 172H224V171H223ZM237 172H238V171H237ZM248 172H249V171H248ZM251 172H252V171H251ZM258 172H257V173H258ZM261 172H262V171H261ZM83 173H84V172H83ZM87 173H88V172H87ZM87 173H86V174H87ZM253 173H254V171H253ZM253 173H252V174H253ZM39 174H40V173H39ZM51 174H52V173H51ZM93 174H94V173H93ZM214 174H215V173H214ZM214 174H213V175H214ZM231 174L233 175V174H237V173H234V172L232 173V171H231ZM231 174H230V176H232ZM248 174H249V173H248ZM254 174L257 175L256 173H254ZM259 174H260V173H259ZM22 175H23V174H22ZM213 175H212V176H213ZM215 175H216V174H215ZM215 175H214V176H215ZM220 175H221V174H220V172H219V175H218V176H220ZM263 175H264V174H263ZM87 176H88V174H87ZM133 176H134V175H133ZM214 176H213V179H214ZM228 176H229V174H228ZM233 176H234V175H233ZM244 176H245V175H244ZM260 176H261V175H260ZM114 177H115V176H114ZM237 177L239 178V174H237ZM248 177H250V176H248ZM87 178H89V177H87ZM95 178H97V177H95ZM128 178H129V177H128ZM130 178H131V177H130ZM130 178H129V180H130ZM162 178H163V176H162ZM210 178H211V177H210ZM210 178H208V179H210ZM215 178H216V177H215ZM219 178H220V177H219ZM231 178H232V177H231ZM234 178H235V176H234ZM234 178H233V180H234ZM253 178H254V177H253ZM253 178H252V179H253ZM255 178H256V177H255ZM257 178H258V177H257ZM15 179H16V178H15ZM132 179H133V177H132ZM208 179H207V181H208ZM217 179H218V178H217ZM224 179H225V178H224ZM248 179H249V178H248ZM260 179H261V178H260ZM262 179H264V178H262ZM262 179H261V182H262ZM84 180H85V179H84ZM88 180H89V179H88ZM160 180H162V179H160ZM160 180H159V181H160ZM214 180H215V179H214ZM230 180H231V179H230ZM254 180H257V179H254ZM6 181H7V180H6ZM77 181H78V180H77ZM81 181H82V180H81ZM126 181H127V180H126ZM156 181H157V180H156ZM211 181H212V180H211ZM226 181H227V180H226ZM236 181L240 182L238 179L235 180V182H236ZM258 181H259V180H258ZM258 181H257V182H258ZM10 182H11V181H10ZM10 182H9V183H10ZM12 182H13V181H12ZM115 182H117V181H115ZM208 182H209V181H208ZM213 182H214V181H213ZM263 182H264V181H263ZM14 183H15V182H14ZM87 183H88V182L86 181V184H87ZM95 183H96V181H95ZM160 183H161V181H160ZM211 183H212V182H211ZM216 183H217V181H216ZM254 183H255V182H254ZM259 183H260V181H259ZM259 183H258V184H259ZM153 184H154V183H153ZM156 184H157V183H156ZM220 184H221V183H220ZM224 184H225V183H224ZM224 184H223V185H224ZM227 184H228V182H227ZM252 184H253V183H252ZM66 185H67V184H66ZM89 185H90V184H89ZM157 185H158V184H157ZM166 185H167V184H166ZM207 185H209V184L207 183ZM211 185H212V184H210L209 186H211ZM213 185H214V184H213ZM215 185H216V184H215ZM228 185H229V184H228ZM248 185H249V184H248ZM261 185H262L261 188H263V184H261ZM91 186H92V184H91ZM106 186H108V185H106ZM158 186H159V185H158ZM246 186H247V184H246ZM249 186H250V185H249ZM257 186H258V185L256 184V187H257ZM68 187H69V186H68ZM68 187H66V188H68ZM97 187H98V186H97ZM215 187H216V186H215ZM223 187H225V185H224ZM223 187H221V188H223ZM253 187H254V185H253ZM95 188H96V187H95ZM160 188H161V185H160ZM259 188H260V187H258V189H259ZM1 189H2V188H1ZM18 189L20 190V188H18ZM30 189H31V188H30ZM68 189H69V188H68ZM157 189H158V188H157ZM206 189H207V188H206ZM216 189H217V188H216ZM223 189H225V188H223ZM223 189H222V191L225 192V190H223ZM251 189H252V188H251ZM21 190H22V188H21ZM31 190H32V189H31ZM31 190H30V191H31ZM161 190H162V189H161ZM213 190H215V189L213 188ZM213 190H212V191H213ZM17 191H18V190H17ZM52 191H53V190H52ZM73 191H74V190H73ZM145 191H146V190H145ZM217 191H218V189H217ZM217 191H216V192H217ZM222 191H221V192H222ZM247 191H248V190H247ZM261 191H262V189L260 190V192H261ZM19 192H20V191H19ZM56 192H57V191H56ZM116 192H117V191H116ZM148 192H149V191H148ZM162 192H163V191H162ZM162 192H161V193H162ZM210 192H211V191H210ZM218 192H219V191H218ZM218 192H217V195L219 194ZM224 192H223V194H224ZM256 192H257V194H258V191H256ZM260 192H259V193H260ZM31 193H32V192H31ZM31 193H30V194H31ZM76 193H77V192H76ZM251 193H252V192H251ZM254 193H255V191H254ZM35 194H36V193H35ZM35 194H34V195H35ZM56 194H57V193H56ZM106 194H107V193H106ZM208 194H209V192H208ZM210 194H211V193H210ZM212 194H213V193H212ZM249 194H250V193H249ZM48 195H49V194H48ZM92 195H93V194H92ZM92 195H91V196H92ZM100 195H101V194H100ZM109 195H110V193H109ZM123 195H124V194H123ZM148 195H149V194H148ZM258 195H259V194H258ZM263 195H264V194H263ZM20 196H21V194H20ZM101 196H102V195H101ZM101 196H100V197H101ZM103 196H104V195H103ZM144 196H145V195H144ZM163 196H164V195H163ZM182 196H183V195H182ZM213 196H215V195H212V197H213ZM219 196H220V194H219ZM251 196H253V198H254V195H251ZM52 197H54V196H52ZM120 197H123V196L121 195ZM161 197H162V196H161ZM215 197H216V196H215ZM227 197H228V196H227ZM259 197H260V196H259ZM261 197H264V196H262V193H261ZM261 197H260V198H261ZM101 198H102V197H101ZM124 198H126V197H124ZM151 198H152V197H151ZM151 198H150V199H151ZM216 198H217V197H216ZM218 198H219V197H218ZM222 198H223V197H222ZM257 198H258V196H257ZM211 199H212V198H211ZM255 199H256V198H255ZM262 199L264 200V198H262ZM103 200H104V199H102V201H103ZM165 200H166V199H165ZM263 200L261 201V203L263 202ZM49 201H50V200H49ZM212 201H213V200H212ZM219 201H220V200H219ZM222 201H223V199H222ZM253 201H254V200H252V202H253ZM22 202H23V201H22ZM115 202H116V201H115ZM166 202H167V201H166ZM252 202H251V203H252ZM257 202H258V200H257ZM257 202H256V203H257ZM259 202H260V201H259ZM35 203H36V201H35ZM51 203H52V201H51ZM54 203H55V202H54ZM256 203H254V204H256ZM263 203H264V202H263ZM263 203H262V204H263ZM46 204H47V203H46ZM71 204H73V203H71ZM80 204H82V203L80 202ZM130 204H131V202H130ZM225 204H227V202H225ZM225 204H224V205H225ZM249 204H250V203H249ZM254 204H253V205H254ZM262 204H261V205H262ZM38 205H39V203H38ZM57 205H58V204H57ZM92 205H93V203H92ZM108 205H109V204H108ZM217 205H219V203H218ZM227 205H228V204H227ZM256 205H257V204H256ZM256 205H255V208H256V211H257V207H256ZM259 205H260V203H259ZM72 206H73V205H72ZM85 206H87V205H85ZM88 206H89V205H88ZM225 206H226V205H225ZM250 206H251V204H250ZM250 206H249L248 209L251 210L252 206H251V207H250ZM263 206H264V205H263ZM263 206H262V207H263ZM32 207H33V206H32ZM97 207H98V206H97ZM105 207H106V206H105ZM107 207H108V206H107ZM211 207H212V206H211ZM214 207H215V206H214ZM223 207H224V206H223ZM229 207H230V205H229ZM229 207H228V208H229ZM253 207H254V206H253ZM258 207H259V206H258ZM43 208H44V207H43ZM79 208H80V207H78V209H79ZM81 208H82V207H81ZM85 208H86V207H85ZM85 208H84V210H85ZM87 208H88V207H87ZM179 208H180V207H179ZM263 208H264V207H263ZM263 208H261V210H262ZM37 209H38V208H37ZM51 209H52V208H51ZM82 209H83V208H82ZM105 209H107V208H105ZM139 209H142V208H139ZM177 209H178V208H177ZM215 209H217V208L215 207ZM220 209H222V211L220 212V215H221L222 212H224L227 208H226V209H225V208H222V204H221V208H220ZM233 209H234V208H233ZM258 209H259V208H258ZM44 210H47V209L44 208ZM44 210H43V211H44ZM66 210H67V209H66ZM91 210H92V209H91ZM91 210H90V211H91ZM131 210H132V209H131ZM131 210H130V211H131ZM155 210H156V208H155ZM223 210H224V211H223ZM71 211H72V209H71ZM85 211H86V210H85ZM139 211H140V210H139ZM145 211H146V210H145ZM232 211H233V210H232ZM252 211H253V210H252ZM252 211H251V212H252ZM258 211L260 212V209H259ZM44 212H46V211H44ZM60 212H61V211H60ZM64 212H65V211H63V213H64ZM88 212H89V211H88ZM88 212H87V213H88ZM169 212H170V211H169ZM214 212H216L215 215H217V213L219 212V209H218L217 211L215 210ZM247 212H249V210H248ZM263 212H264V211H263ZM58 213H59V212H58ZM82 213H83V212H82ZM85 213H86V212H85ZM87 213H86V214H87ZM135 213H136V212H135ZM141 213H142V212H141ZM154 213H155V212H154ZM157 213H158V212H157ZM209 213H210V215L212 214L211 211H210ZM249 213H250V212H249ZM249 213H248L247 215H249ZM254 213H255V212H254ZM254 213H253V214H254ZM256 213H258V212H256ZM5 214H6V213H5ZM38 214H40V213H38ZM50 214H51V213H50ZM55 214H57V213H55ZM94 214H95V213H94ZM114 214H116V213H114ZM124 214H126V213H124ZM130 214H132V213H130ZM130 214H129V215H130ZM167 214H168V213H167ZM218 214H219V213H218ZM253 214H252V216H253ZM260 214H262V211H261ZM260 214H259V215H260ZM48 215H49V213H48ZM58 215H59V214H58ZM77 215H79V213H78ZM77 215H76V216H77ZM82 215H83V214H82ZM84 215H85V214H84ZM89 215L91 216V215H93V214H90V212H89ZM99 215H100V214H99ZM103 215H104V214H103ZM111 215H112V214H111ZM145 215H146V214H145ZM151 215H152V214H151ZM254 215H255V214H254ZM259 215H258V216H259ZM44 216H45V213H44ZM46 216H47V215H46ZM46 216H45V217H46ZM61 216H62V215H61ZM61 216H60V217H61ZM68 216H69V215H68ZM90 216H89V217H90ZM96 216H98V215H96ZM130 216H131V215H130ZM252 216H249V220H250V218H251ZM255 216L258 217L257 214H256ZM255 216H254V217H255ZM262 216H264V213H263ZM2 217H3V216H2ZM127 217H128V216H127ZM158 217H159V216H158ZM214 217H216V216H214ZM259 217H260V216H259ZM259 217H258V218H259ZM4 218H5V217H4ZM61 218H62V217H61ZM64 218H65V217H64ZM210 218H212V217H210ZM258 218H255V219L258 221ZM260 218H262V217H260ZM263 218H264V217H263ZM73 219H74V218H73ZM88 219H89V218H88ZM94 219H95V218H94ZM140 219H141V218H140ZM155 219H156V218H155ZM42 220H43V219H42ZM84 220H85V219H84ZM211 220H213V219H211ZM249 220H248V221H249ZM251 220H254V218L251 219ZM259 220H260V219H259ZM262 220H263V219H262ZM262 220H260L261 223H262ZM40 221H41V220H40ZM73 221H74V220H73ZM80 221H81V220H80ZM86 221H87V220H86ZM86 221H85V222H86ZM254 221H255V220H254ZM257 221H256L255 223H257ZM42 222H43V221H42ZM64 222H65V221H64ZM159 222H160V220H159ZM163 222H164V221H163ZM75 223H76V222H75ZM113 223H114V222H113ZM157 223H158V221H157ZM160 223H161V222H160ZM249 223H250V222H249ZM249 223H248V224H249ZM252 223H253V222H252ZM255 223H253V224H255ZM259 223H260V222H258V225H260ZM86 224H87V223H86ZM90 224H91V223H90ZM163 224H164V223H163ZM250 224H251V223H250ZM0 225H1V224H0ZM123 225H124V224H123ZM142 225H143V224H142ZM187 225H188V224H187ZM210 225H211V224H210ZM256 225H257V224H256ZM261 225H262V224H261ZM263 225H264V224H263ZM76 226H77V225H76ZM115 226H116V225H115ZM219 226H221V225H219ZM219 226H217V227H219ZM250 226H251V225H250ZM74 227H75V226H74ZM92 227H93V226H92ZM113 227H114V225H113ZM120 227H121V226H120ZM247 227H248V226H247ZM254 227H255V226H254ZM257 227H258V226H257ZM257 227H255V228L257 229ZM38 228H39V227H38ZM42 228H43V227H42ZM50 228H52V227L50 226ZM50 228H49V229H50ZM93 228H94V227H93ZM115 228H116V227H115ZM143 228H144V227H143ZM241 228H242V226H241ZM241 228H240V229H241ZM255 228H254V229H255ZM123 229H124V228H123ZM144 229H145V228H144ZM195 229H196V227H195ZM242 229H243V228H242ZM242 229H241V230H242ZM245 229H246V228H245ZM251 229H252V228H251ZM251 229H250V230L248 229V230L251 231ZM256 229H255V230H256ZM261 229H262V228H261ZM35 230H36V229H35ZM91 230H92V232H93V229H92V228H91ZM178 230H179V229H178ZM191 230H192V229H191ZM196 230H197V229H196ZM199 230H200V229H199ZM199 230H197V232H198ZM262 230H264V229H262ZM54 231H55V230H54ZM112 231H113V230H112ZM114 231H115V230H114ZM120 231H121V230H120ZM179 231H180V230H179ZM244 231H245V230H244ZM252 231H253V230H252ZM257 231H258V229H257ZM1 232H2V231H1ZM96 232H97V231H96ZM118 232H119V231H118ZM200 232H201V231H200ZM200 232H199V233H200ZM43 233H44V232H43ZM72 233H73V231H72ZM93 233L95 234V231H94ZM102 233H104V232L102 231ZM116 233H117V232H116ZM172 233H173V232H171V234H172ZM206 233H207V232H206ZM241 233H243V231H242ZM31 234H32V233H31ZM31 234H30V235H31ZM38 234H39V233H38ZM58 234H59V233H58ZM79 234H80V233H79ZM118 234H119V233H118ZM135 234H136V233H135ZM151 234H152V233H151ZM177 234H178V233H177ZM193 234H194V233H193ZM193 234H192L191 236H193ZM196 234H197V233H195L194 236H195ZM244 234H245V233H244ZM250 234H251V233H249V235H250ZM95 235H96V234H95ZM95 235H94V236H95ZM99 235H100V233H99ZM141 235H143V234H141ZM174 235H175V234H174ZM174 235H173V236H174ZM204 235H205V234H204ZM246 235H247V229H246ZM249 235H248V236H249ZM80 236H82V235H80ZM119 236H120V235H119ZM146 236H147V235H146ZM152 236H153V235H152ZM198 236H199V235H198ZM244 236H245V235H244ZM250 236H251V235H250ZM117 237H118V236H117ZM134 237H135V236H134ZM195 237H196V236H195ZM4 238H5V237H4ZM97 238H98V237H97ZM111 238H112V237H111ZM126 238H127V237H126ZM163 238H164V237H163ZM173 238H174V237H173ZM134 239H135V238H134ZM210 239H211V238H210ZM247 239H248V238H247ZM90 240H91V239H90ZM124 240H125V239H124ZM152 240L155 241V238L152 239ZM189 240H190V239H189ZM204 240H205V239H204ZM249 240H250V239H248V241H249ZM111 241H113V240L111 239ZM114 241H115V239H114ZM132 241H133V240H132ZM132 241H131V242H132ZM185 241H186V240H184V242H185ZM209 241H210V240H209ZM83 242H84V241H83ZM126 242H127V241H126ZM181 242H182V241H181ZM212 242H213V241H212ZM249 242H250V241H249ZM95 243H96V242H95ZM103 243H104V242H103ZM113 243H114V242H113ZM120 243H121V241H120ZM163 243H164V242H163ZM166 243H167V242H166ZM153 244H154V243H153ZM169 244H170V243H169ZM183 244H185V243H183ZM22 245H23V244H22ZM82 245H83V244H82ZM89 245H90V243H89ZM96 245H97V244H96ZM161 245H162V244H161ZM119 246H120V245H119ZM124 246H125V244H124ZM127 246H128V245H127ZM156 246H157V245H156ZM157 247H158V246H157ZM86 248H87V247H86ZM115 248H116V245H115ZM135 248H136V247H135ZM137 248H138V246H137ZM88 249H90V248H88ZM101 249H102V248H101ZM106 249H107V248H106ZM108 249H109V248H108ZM104 251H105V250H104ZM51 252H52V251H51ZM81 252H82V251H81ZM100 253H101V252H100ZM93 254H94V253H93ZM93 254H92V255H93ZM95 254H96V253H95ZM134 254H135V253H134ZM49 255H50V257H51V254H49ZM92 255H91V256H92ZM220 255H221V254H220ZM1 256H2V255H1ZM40 256H41V255H40ZM252 256H253V255H252ZM252 256H251V258H252ZM34 257H35V256H34ZM36 257H37V256H36ZM22 258H23V256H22ZM37 258H38V257H37ZM40 258H41V257H40ZM90 258H91V257H90ZM145 258H146V259H144L143 261H138L137 264H152V258H150V257H145ZM217 258H218V257H217ZM74 259H75V258H74ZM231 259H232V258H231ZM9 260H10V259H9ZM64 260L67 261L68 259H64ZM219 260H220V259H219ZM20 261H21V260H20ZM38 261H39V260H38ZM40 261H41V260H40ZM66 261H65V263H66ZM233 261H234V260H233ZM233 261H232V262H233ZM7 262L9 263V261H7ZM24 262H25V261H24ZM222 262H224V261H222ZM222 262H221V263H222ZM234 262H236V260H235ZM245 262H248V260H246ZM37 263H39V262H37ZM248 263H250V262H248ZM11 264H12V263H11ZM82 264H85V263H82ZM129 264H133V263H129ZM224 264H225V262H224ZM234 264H235V263H234ZM251 264H252V263H251Z\"/></svg>", "mask_w": 264, "mask_h": 264}]
</instances>
